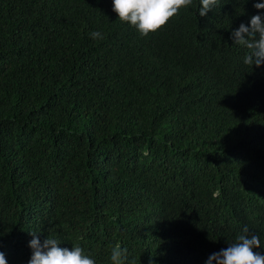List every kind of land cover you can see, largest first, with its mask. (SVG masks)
<instances>
[{"label": "trees", "instance_id": "trees-1", "mask_svg": "<svg viewBox=\"0 0 264 264\" xmlns=\"http://www.w3.org/2000/svg\"><path fill=\"white\" fill-rule=\"evenodd\" d=\"M257 2L193 0L142 36L112 0H0L7 264L29 232L96 264L117 243L125 264H205L247 226L264 254V65L230 39Z\"/></svg>", "mask_w": 264, "mask_h": 264}, {"label": "clouds", "instance_id": "clouds-1", "mask_svg": "<svg viewBox=\"0 0 264 264\" xmlns=\"http://www.w3.org/2000/svg\"><path fill=\"white\" fill-rule=\"evenodd\" d=\"M219 0H200L199 16L205 17L218 5ZM193 4V0H112V10L117 14L122 23H127L142 35L148 36L164 28L168 22L177 16L180 10L187 9ZM257 10L264 9V3H254ZM93 39H102V33L94 31ZM233 44L247 49L244 57L246 65L260 67L264 65V18L260 14L251 17L250 25L241 24L233 30L230 36ZM249 229L244 227L235 241L228 243L225 249L210 255L205 264H264V254L261 249V241L257 235H249ZM33 237L29 242L32 255L28 264H96L93 258L85 254L79 245L59 247L60 242L47 236L41 243L39 234L29 232ZM111 264H125L127 249L121 248L117 243L111 248ZM0 264H7L3 252H0ZM149 264H153L150 257Z\"/></svg>", "mask_w": 264, "mask_h": 264}]
</instances>
